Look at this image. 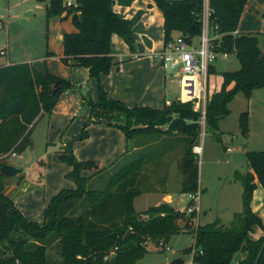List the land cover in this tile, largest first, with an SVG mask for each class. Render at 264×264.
<instances>
[{"label":"trees","instance_id":"1","mask_svg":"<svg viewBox=\"0 0 264 264\" xmlns=\"http://www.w3.org/2000/svg\"><path fill=\"white\" fill-rule=\"evenodd\" d=\"M74 1L71 6H65V0H50L46 8L47 20L65 13L72 17L76 28L64 34L62 62L87 68L90 78L97 81V99L84 97L90 106V121L73 141L87 138V127L91 123L115 126L127 139L138 134L182 136L186 140L180 163L185 176L182 192H197L198 168L193 147L198 145L202 111L195 110L192 101L174 99L163 108L130 107L109 97L101 78L114 65L111 37L119 35L131 50H135L133 20L113 10L114 0ZM154 1L163 13L165 43L171 41L175 33L188 42L202 35L204 0ZM247 1L208 0L209 28L220 36L214 44L219 51L236 54L240 68L223 72L220 89L208 93L206 128L216 129L219 120L230 113L228 103L236 93L241 92L249 98L254 89L264 88V52L258 36L242 32L233 34L239 28ZM214 71L211 65L209 73ZM72 87L71 82L51 73L47 67L40 70L29 62L1 65L0 155L7 152L20 155L31 148L37 119L44 114L50 115L60 96ZM239 125L242 134L247 136L248 112L240 115ZM73 141L67 144L58 160L72 167L67 177L74 181L75 187L62 188L51 198L43 210L42 223L28 219L15 205L5 192L8 177L0 171V264H137L149 252L148 242L164 248L173 235L192 225L195 212L185 218L167 202L150 206L142 213L134 211L133 200L141 194L135 186L144 157L121 167L105 190L89 189L88 182L113 165L84 176V171L99 167L93 160H78L73 155ZM246 157L252 171L241 176V228L198 225L194 246L183 250V253L192 254L191 264H232L236 257L237 264H264V222L251 208L257 188L255 180L264 188V151H247ZM6 163L0 159V169ZM22 179L21 176L19 182ZM181 219H184L182 229ZM255 227L263 232L256 239L251 236ZM52 248L61 257L59 263L49 256L48 250ZM170 264H185V260L177 257Z\"/></svg>","mask_w":264,"mask_h":264},{"label":"rangeland","instance_id":"2","mask_svg":"<svg viewBox=\"0 0 264 264\" xmlns=\"http://www.w3.org/2000/svg\"><path fill=\"white\" fill-rule=\"evenodd\" d=\"M48 2L49 0H0V50L3 49L8 53V55L0 54L1 64L7 63L8 60L17 61L18 63L30 60L33 63H38L42 62L41 58H44L49 53L47 44L50 33L49 22L54 18L51 17L49 20L46 18ZM159 11L162 13L160 9ZM242 14L239 25L240 30L244 33L256 34L259 38L260 48L264 49V0H248ZM215 34L209 28V37L211 39ZM122 41L127 44L123 39ZM194 43L199 46L200 37H196ZM213 65L215 71L213 73L208 72L206 76L209 94L221 87L223 72H231L240 68V62L234 53L230 54L228 58L219 57ZM179 77V75L174 74L168 75V92L174 97L180 95ZM91 80L95 83L94 89L87 90V87L83 89L80 85L75 86L73 83L71 89L83 92L84 97L88 96L89 99L96 100L97 81L95 79ZM84 104L87 114L81 111L73 121L74 128H77V133L73 134V132H76L75 130L70 131L71 126L65 130L69 124L68 122L58 135V139L49 141L50 115L45 114V117L39 121L33 133V147L26 149L22 158L17 156L16 158L8 157L7 159L5 155L8 152L0 155V159H5L8 164L21 169V173L24 175L22 180H24V185L27 187L26 192H28L24 201L30 206L23 208L27 215L31 217L37 216L40 204L42 206L40 219H42L44 201L51 196L53 190L59 184H61L59 188H72L75 185L74 181L67 177L72 167L65 162H60L58 158L64 153L67 144L80 135L84 125L90 121V106L86 101ZM194 106L200 110L204 107L201 100L195 101ZM228 107L230 113L219 120L216 129L206 128L203 118L201 119L202 129L196 144L202 145L203 151L201 155L195 154V160L198 168V183L200 182L202 190H200L196 201L199 207L198 224L208 223L218 225L221 228L238 229L242 226V220L239 215L243 207L241 176L247 173L248 160L246 152L247 150L264 151V88L254 89L249 98L245 97L241 92L236 93L228 103ZM248 111L251 114L252 125L249 124V133L244 136L241 132L239 119L242 113ZM102 125L114 128L116 131L119 129L115 126ZM89 126L87 127V138L72 142L73 155L78 160L80 159L77 154H80L85 149H91V151H88L90 156L96 155L104 147V145H101L102 143H110L116 139L115 134L112 133L106 135L104 140L101 141L99 134L96 133L95 129L90 130ZM162 127L160 126V128ZM90 137L97 140V142L89 145L86 139ZM76 142L79 143L77 146L75 145ZM136 144L144 146L133 151L132 149ZM185 144L186 140L178 135H135L129 139V150L133 151L132 154L113 168H109L103 174L92 178L88 182L87 187L91 190H105L110 179L121 167L144 157L145 161L139 169L142 175H140L135 186L140 189L141 194L133 200L134 211L142 213L150 206L162 202V196L165 193H173L174 205L177 208H185L191 198L189 193L177 192L178 185L181 184L180 174L175 173L173 167H176L177 171L178 167L173 166V161H171L175 159L173 157ZM227 148L231 150L227 151ZM63 167L66 169L65 171ZM19 177L18 174L15 177L7 178L6 183L15 182V186H22V183L19 182L20 184H18L16 182ZM22 187L18 188V191ZM204 189L205 192L203 191ZM38 191H40L39 194ZM196 218L197 213H195L192 225L188 228L190 232L181 230L180 233L171 237L164 248L156 246L151 241L148 242L147 249L149 252L137 264H170L177 257H183L185 264H191L192 254L189 252L183 253V250L193 247L195 244ZM179 223H181L182 229L184 219L179 220ZM48 253L52 259L58 263L60 262L61 257L59 258L55 248L49 249ZM232 264H237V257Z\"/></svg>","mask_w":264,"mask_h":264},{"label":"crops","instance_id":"3","mask_svg":"<svg viewBox=\"0 0 264 264\" xmlns=\"http://www.w3.org/2000/svg\"><path fill=\"white\" fill-rule=\"evenodd\" d=\"M113 10L118 13L121 17L134 21L133 32L134 35H136L135 40L137 43V47L135 48V50H131L129 46L122 41L119 35H112L111 54L114 58V65L111 67L109 74L103 75L102 77V84L105 90L108 92L109 97L119 99L130 107L137 105L150 106L154 108H163L165 105L170 104L172 100L177 98L174 97L170 92H168V75H178L176 72H169L168 70H165L162 61L158 56L162 49L165 47L163 13L159 11L154 0H114ZM53 18L54 19H51V21L49 22L50 33L47 42L48 52L50 53V55L46 54L44 58H41L42 62L33 63L30 60L28 62L33 64L36 68L40 70H44V68L47 67V69L51 73L65 79L66 81L73 83L75 86L80 85L83 89L87 87V90L94 89L95 83L93 80H91L89 76V70L87 68L78 66L76 64L74 65L72 62L71 64L66 65L61 60L64 53V34L76 31V28L72 22V17H67L66 14L63 13L62 15L55 16ZM238 31L244 33L242 30H240V28H238ZM177 36H179L178 33H175L174 37ZM262 50L264 52V49ZM6 54L8 55L7 52ZM12 63L18 62L8 60L5 64L0 63V66ZM84 103L85 101L83 92L77 91L76 89H70L62 94L56 107L50 114V128L48 135L49 141H56L58 139V135L63 131L64 127L68 122L69 124L67 125L65 130L71 126L70 131L75 130L76 132H73V134L77 133V128H74L73 121L76 119V117L81 111L83 113L87 111V109H85L84 107ZM248 112L249 124L252 125L251 114L250 111ZM44 117L45 114L37 119L33 133L39 121ZM62 119L64 120L62 121ZM166 128L167 126H163L161 129ZM89 129H95L96 133L99 134L101 141L104 140V137L106 135H110L112 133L115 134L116 139L114 141H111L110 143H102L101 145H104V147L96 155L90 156V152L88 151H91V149H85L84 151L80 152V154H77V157L80 160H93L98 164L99 167L98 169L84 171V176L92 175L97 170L103 169L104 167H109L111 164L113 165V168L121 161H124L129 155L132 154L133 151L141 149L144 146L142 144H136L132 149L133 151L131 152L129 150V139L126 138L125 134L121 130L118 129V131H116V129L114 128H109L97 123H92L89 126ZM86 142H89V145H92L93 143L97 142V140L91 139L90 137L86 139ZM77 144L79 143L76 142L75 145L77 146ZM230 150V148H227V151ZM23 153L20 154V158H22ZM183 155L184 147L178 150L175 157H173L175 159L171 160L173 161V166L178 167V171L176 167H173L175 173L180 174L181 184L178 185L177 189V192L179 193H183L182 184L185 180V176L180 168V163L182 161ZM63 170L65 171L66 169L64 168ZM248 171H252L249 166V163L247 164V172ZM104 172L105 170L97 174L96 176H99ZM18 174L20 177H24V175H22L21 173V169ZM19 178L16 182L18 184L22 183L23 186L24 180H21L19 183ZM255 182L257 183V188L254 190L253 193L251 208L253 212L260 216V218L264 222V188L258 182L257 179L255 180ZM14 183L15 182H11L10 184H8L5 189V192L13 199L15 205L28 219L36 220L42 223L43 214L42 219H40L42 206L39 204V210L36 214L37 216L31 217L27 215L26 211L24 210V208L30 207L24 201L25 195L28 193L26 192L27 187L25 185L23 187L15 186ZM60 185L61 184H59L53 190L51 196L47 197V199L44 201V208L50 202L53 196H55L62 188H65H59ZM21 187L22 189L18 191V188ZM199 190H202L200 182ZM203 191L205 192V189ZM39 193L40 191H38V194ZM161 201L162 202L160 203H169L176 210L182 209L177 208L174 205L173 193H165L162 196ZM261 235H263V232L260 228L257 227L254 228V232L251 234L254 239L259 238Z\"/></svg>","mask_w":264,"mask_h":264},{"label":"built area","instance_id":"4","mask_svg":"<svg viewBox=\"0 0 264 264\" xmlns=\"http://www.w3.org/2000/svg\"><path fill=\"white\" fill-rule=\"evenodd\" d=\"M74 0H65V6H71ZM204 12H203V32L200 36L199 46H196L194 42H188L183 36L179 35L173 37V39L165 43V47L159 53V57L165 70L169 72H176L179 77L180 83V95L176 98L179 101L186 102L201 100L203 102L202 118L205 119V106L208 95V88L206 82V76L209 72V67L219 58H228L230 53L226 51L217 50L214 41L218 40L220 36L214 35L212 39L209 37V4L208 0H204ZM264 25V23H263ZM240 32L235 30L234 35H238ZM1 55H5V50H0ZM195 110H200L198 107L194 106ZM193 151L196 154L201 155L203 148L202 145L194 146ZM19 154L8 152L5 158L17 157ZM1 160H5L2 159ZM200 190L195 193H189L191 198L190 205L179 210L186 216L192 213H197V226L194 230V235H196L198 227V202L196 201ZM197 202V203H196ZM182 230L189 231L188 228H183ZM190 230H192L190 228Z\"/></svg>","mask_w":264,"mask_h":264},{"label":"water","instance_id":"5","mask_svg":"<svg viewBox=\"0 0 264 264\" xmlns=\"http://www.w3.org/2000/svg\"><path fill=\"white\" fill-rule=\"evenodd\" d=\"M262 55H264V53ZM0 171L2 175L6 177H14L20 172V169L12 164L6 163L2 165Z\"/></svg>","mask_w":264,"mask_h":264}]
</instances>
